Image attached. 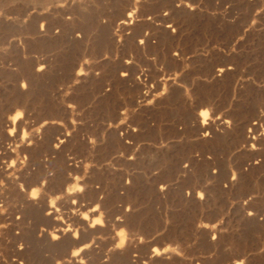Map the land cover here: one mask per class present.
<instances>
[{"label": "rangeland", "instance_id": "rangeland-1", "mask_svg": "<svg viewBox=\"0 0 264 264\" xmlns=\"http://www.w3.org/2000/svg\"><path fill=\"white\" fill-rule=\"evenodd\" d=\"M0 264H264V0H0Z\"/></svg>", "mask_w": 264, "mask_h": 264}, {"label": "bare ground", "instance_id": "bare-ground-1", "mask_svg": "<svg viewBox=\"0 0 264 264\" xmlns=\"http://www.w3.org/2000/svg\"><path fill=\"white\" fill-rule=\"evenodd\" d=\"M131 15H128V18L130 17ZM207 111L206 110H202L201 111V113H200V117L202 118V119H204L205 120V117L207 116ZM16 119H17V116H15L14 117V122L16 121ZM204 123V122H203ZM51 204H52V202H50ZM51 213V212H50ZM101 223V220L100 219H98V220H95L94 222H93V224L91 225L92 227L94 226V225H99ZM56 237V235H53V238H55ZM74 237H76V234L74 235ZM122 238V237H121ZM121 238H120V240H121ZM125 239V238H124ZM123 240V239H122ZM121 240V241H122ZM78 255V251H75V252H73L72 253V257H76Z\"/></svg>", "mask_w": 264, "mask_h": 264}]
</instances>
